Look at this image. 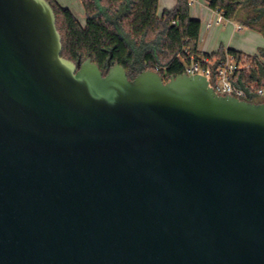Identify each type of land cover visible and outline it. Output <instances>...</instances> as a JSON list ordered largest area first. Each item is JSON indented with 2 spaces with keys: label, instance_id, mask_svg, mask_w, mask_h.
<instances>
[{
  "label": "water",
  "instance_id": "95a60500",
  "mask_svg": "<svg viewBox=\"0 0 264 264\" xmlns=\"http://www.w3.org/2000/svg\"><path fill=\"white\" fill-rule=\"evenodd\" d=\"M62 49L0 0V264H264V101Z\"/></svg>",
  "mask_w": 264,
  "mask_h": 264
},
{
  "label": "trees",
  "instance_id": "16d2710c",
  "mask_svg": "<svg viewBox=\"0 0 264 264\" xmlns=\"http://www.w3.org/2000/svg\"><path fill=\"white\" fill-rule=\"evenodd\" d=\"M86 22L73 12L48 0L56 14L62 37V56L84 62L87 58L106 74L118 63L134 79L145 70H157L165 81L185 73L191 57L199 56L201 22L190 16V0H177L176 6L158 16V0H81ZM212 9L221 10L224 18L239 21L264 35V0H208ZM252 12L243 18L241 9ZM176 22V23H174ZM241 58L245 53L230 49ZM224 52L209 55L221 59ZM249 70L236 75V84L246 91L245 100L257 101L255 87L264 86V48L258 55H247Z\"/></svg>",
  "mask_w": 264,
  "mask_h": 264
},
{
  "label": "crops",
  "instance_id": "0c3cea01",
  "mask_svg": "<svg viewBox=\"0 0 264 264\" xmlns=\"http://www.w3.org/2000/svg\"><path fill=\"white\" fill-rule=\"evenodd\" d=\"M60 6L70 9L83 24L86 15L81 0H55ZM177 0H158V16L164 11L173 9ZM190 16L201 22L198 50L200 55H212L219 52L226 53L234 49L246 55H258L264 48L262 32L247 27L236 21L222 19L218 22V14L209 6L208 0H190ZM242 26L241 28H239Z\"/></svg>",
  "mask_w": 264,
  "mask_h": 264
},
{
  "label": "built area",
  "instance_id": "2783aa9c",
  "mask_svg": "<svg viewBox=\"0 0 264 264\" xmlns=\"http://www.w3.org/2000/svg\"><path fill=\"white\" fill-rule=\"evenodd\" d=\"M216 12L218 14L217 21H222L224 16L221 10L216 9ZM252 66V62L246 54L241 58H237L234 54L227 51L221 59L213 58L209 55L191 57L190 62L185 66V73L205 76L209 80L210 85L220 95H232L239 99H244L246 91L236 84L235 77L237 73L249 70ZM254 92L256 96L264 97V86L255 87Z\"/></svg>",
  "mask_w": 264,
  "mask_h": 264
},
{
  "label": "rangeland",
  "instance_id": "374dc122",
  "mask_svg": "<svg viewBox=\"0 0 264 264\" xmlns=\"http://www.w3.org/2000/svg\"><path fill=\"white\" fill-rule=\"evenodd\" d=\"M251 12H252V10H251L250 7H244V8L241 9V14H242L243 18H245L244 16H245L246 14H250ZM239 23H241V22L236 21V24H239ZM83 24H85V23H83ZM241 24H242V23H241ZM151 70H153V69H151ZM154 71H156V70H154ZM256 100H257V101H262V102H263V101H264V97H262V96H257Z\"/></svg>",
  "mask_w": 264,
  "mask_h": 264
}]
</instances>
